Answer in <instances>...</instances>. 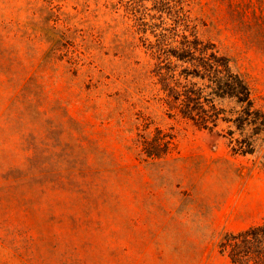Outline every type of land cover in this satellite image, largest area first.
<instances>
[{
	"label": "rangeland",
	"instance_id": "obj_1",
	"mask_svg": "<svg viewBox=\"0 0 264 264\" xmlns=\"http://www.w3.org/2000/svg\"><path fill=\"white\" fill-rule=\"evenodd\" d=\"M192 33L264 114V0H0V264H232L222 237L264 224V133L244 156L251 128L164 104L156 47Z\"/></svg>",
	"mask_w": 264,
	"mask_h": 264
},
{
	"label": "trees",
	"instance_id": "obj_2",
	"mask_svg": "<svg viewBox=\"0 0 264 264\" xmlns=\"http://www.w3.org/2000/svg\"><path fill=\"white\" fill-rule=\"evenodd\" d=\"M156 50L161 65H166L158 68L157 86L169 110L203 129L216 127L219 122L233 123L242 132L246 127L251 128L248 139L236 141L238 150L234 152L253 155L252 137L264 133V114L256 108L246 77L234 71L231 58L222 54L212 42L201 40L197 33L183 35L176 49L169 50L165 45ZM225 101L233 102L239 109L234 121L225 117L224 109L218 108L217 102ZM157 133L152 139L139 135L138 145L146 159L161 160L170 155L173 139L161 131ZM219 249L232 264H264V224L239 234H225Z\"/></svg>",
	"mask_w": 264,
	"mask_h": 264
}]
</instances>
